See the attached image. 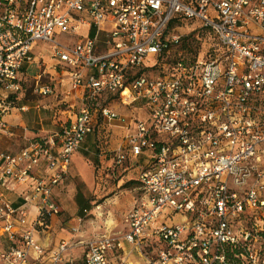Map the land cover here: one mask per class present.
Returning <instances> with one entry per match:
<instances>
[{
	"label": "built area",
	"instance_id": "obj_1",
	"mask_svg": "<svg viewBox=\"0 0 264 264\" xmlns=\"http://www.w3.org/2000/svg\"><path fill=\"white\" fill-rule=\"evenodd\" d=\"M181 19L214 33L210 58L168 59ZM39 42L67 108L54 131L0 150V237L11 242L0 264L63 263L69 241L47 238L89 135L104 159L142 167V197L124 234L78 242L84 264H134L132 251L139 264H264V0H0V137L25 68H37L39 95L56 90L41 82ZM108 124L121 130L115 147Z\"/></svg>",
	"mask_w": 264,
	"mask_h": 264
},
{
	"label": "rangeland",
	"instance_id": "obj_2",
	"mask_svg": "<svg viewBox=\"0 0 264 264\" xmlns=\"http://www.w3.org/2000/svg\"><path fill=\"white\" fill-rule=\"evenodd\" d=\"M171 32L180 35V43L167 53L170 60L182 59L190 62L197 58L207 59L219 47L214 33L197 19H181L172 23ZM35 50L44 51L43 55L48 63L46 69L50 71L41 78V82L54 84L56 90L48 96L39 95L35 91V76L38 70L35 66L28 67L24 69L21 89L11 98L14 107L11 111H20L30 122V127L34 126L31 130L39 132L42 128L41 124H37L39 114L43 117L44 128L51 130L54 125L50 106L55 104L58 108L67 107L60 104L65 87L59 83L53 61L48 56L47 45L39 42ZM109 104L119 112H129L117 99L109 101ZM22 105H28L31 108L26 111L16 110L15 107L19 108ZM35 105L39 107L34 108ZM55 112L56 109L53 115ZM64 115L66 114L60 113V116ZM108 127L116 129L109 143L111 147H115L122 142L121 130L109 124L106 125V128ZM46 133L48 131H43L42 135H47ZM89 144L90 150L87 152H76L71 163L69 177L57 190L61 213L53 231L56 237L69 241V247L64 253V261L59 264H84V248L78 243L80 240L94 239L106 233L124 234L127 230V214L142 197L138 179V173L142 167L133 165L124 170L113 162L111 155H108L106 159L99 155L100 150L96 146L95 136ZM78 189L89 201V206L83 213L79 211L77 204ZM9 245L11 242L8 238L0 237V248H6ZM129 258L134 262L141 261L134 251L131 252Z\"/></svg>",
	"mask_w": 264,
	"mask_h": 264
},
{
	"label": "crops",
	"instance_id": "obj_3",
	"mask_svg": "<svg viewBox=\"0 0 264 264\" xmlns=\"http://www.w3.org/2000/svg\"><path fill=\"white\" fill-rule=\"evenodd\" d=\"M27 69V68H25ZM25 106V105H22ZM22 106H19V108L15 107L16 110L21 109ZM39 105H35L34 108H38ZM31 108V107H30ZM14 109V108H13ZM51 112H52V123H53V128L47 129L44 128L43 126V117H41L39 114L38 116V121L37 124H41L42 128L39 132H37V130L32 131L31 129L34 128V126L30 127V122L28 120H26V117L20 112V111H11L10 113H8L5 118L8 121L9 124V133L8 134H3L0 137V150L3 149H12V150H19L20 148L26 146L27 144H29L31 141L36 140L44 135H42L43 131H48V133L54 131L55 129L58 128V125L55 122V118H54V110H58V105H51L50 106ZM46 133V134H48ZM93 139V135H89L87 137V139L82 143V145L80 146V148L78 149V152H82L85 153L88 150H90V142ZM23 143H25L23 145ZM11 198L15 201V205H19L22 202V198H19L17 195L15 194H10ZM59 218H57L56 220H54L53 226L51 228L50 231V237L47 238L49 239L50 244H54L56 243L60 237H56L55 235V231H53V228L55 226L56 221H58ZM46 241V239H44ZM131 257V256H130ZM131 259V258H130ZM132 262L134 264H139V262H134L132 260Z\"/></svg>",
	"mask_w": 264,
	"mask_h": 264
},
{
	"label": "trees",
	"instance_id": "obj_4",
	"mask_svg": "<svg viewBox=\"0 0 264 264\" xmlns=\"http://www.w3.org/2000/svg\"><path fill=\"white\" fill-rule=\"evenodd\" d=\"M77 204H78V207H79V211L81 213H83L84 210H86L87 207L89 206L88 199H85L83 193L79 189H78V195H77Z\"/></svg>",
	"mask_w": 264,
	"mask_h": 264
}]
</instances>
